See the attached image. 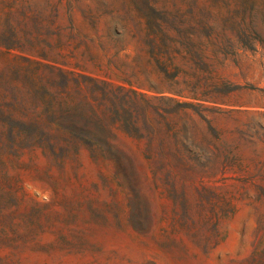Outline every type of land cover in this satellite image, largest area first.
I'll return each instance as SVG.
<instances>
[{
	"label": "rangeland",
	"instance_id": "1",
	"mask_svg": "<svg viewBox=\"0 0 264 264\" xmlns=\"http://www.w3.org/2000/svg\"><path fill=\"white\" fill-rule=\"evenodd\" d=\"M0 264H264V0H0Z\"/></svg>",
	"mask_w": 264,
	"mask_h": 264
},
{
	"label": "trees",
	"instance_id": "2",
	"mask_svg": "<svg viewBox=\"0 0 264 264\" xmlns=\"http://www.w3.org/2000/svg\"><path fill=\"white\" fill-rule=\"evenodd\" d=\"M61 70H62V69H61ZM70 74H71V73H70ZM90 79H92V80H96L95 78H90ZM102 83H103L102 85L104 86L105 89H106L107 86H108L107 84H110L109 82H107V81H105V80H103ZM170 90H171V89H170ZM109 93H113V91H109V90H108V91H107V94H109Z\"/></svg>",
	"mask_w": 264,
	"mask_h": 264
},
{
	"label": "clouds",
	"instance_id": "3",
	"mask_svg": "<svg viewBox=\"0 0 264 264\" xmlns=\"http://www.w3.org/2000/svg\"><path fill=\"white\" fill-rule=\"evenodd\" d=\"M50 199H51V193H48V194H46V195L43 197L44 202H50Z\"/></svg>",
	"mask_w": 264,
	"mask_h": 264
}]
</instances>
